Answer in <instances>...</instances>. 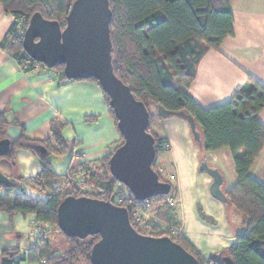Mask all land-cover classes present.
<instances>
[{"label":"trees","instance_id":"1","mask_svg":"<svg viewBox=\"0 0 264 264\" xmlns=\"http://www.w3.org/2000/svg\"><path fill=\"white\" fill-rule=\"evenodd\" d=\"M74 0H0L6 13L14 16V22L0 46L5 49L23 71L34 68L37 63L22 48V35L15 33L16 26L27 27L32 14L39 12L47 20L58 21L62 28ZM112 11L110 33L112 39V63L115 75L127 86L137 100L147 108L152 102L164 109L189 114L200 134V148L206 152L224 147L230 149L237 175V182L226 192L227 205L246 221V229L236 236V243L208 256L201 255L178 229L171 235L174 208L165 200L175 199L174 189L168 195L148 200L156 205L158 217H151L149 235L168 236L192 254L198 264H264V186L249 174L250 167L264 147V126L259 114L264 108V84L251 77L247 85L238 90L226 103L209 109L201 108L187 93L195 78L196 68L209 50H218L223 40L233 34V13L227 0H109ZM60 73V80L68 81L63 66L53 68ZM98 84L94 78L87 79ZM107 104L109 98L103 92ZM149 111V109H148ZM115 123L113 111L109 108ZM150 113V112H149ZM149 115L148 132L155 139L156 156L152 168L161 181L168 182L158 171L157 154L165 151L168 143L151 128ZM5 112L0 111V139L6 138ZM52 139L56 148L48 141L27 138L24 133L10 140L9 152L0 158L11 159L16 149L35 153L41 169L26 179L39 191L46 193L44 201L31 198L20 189L24 178L11 180L8 185L0 184V210L10 217L14 214L32 213L37 223L50 222L58 228L57 208L67 196H89L109 200L114 192L116 180L108 170V161L113 151L123 143L116 142L113 149L101 159V166L93 170L89 185L91 192H81L77 186L66 181L55 186L58 178L51 167L52 157L66 153V141L59 121L50 123ZM43 146L45 152L39 150ZM241 153L240 155H238ZM102 170L101 172L97 169ZM72 172V171H70ZM69 172V173H70ZM139 203L138 201H134ZM135 230L144 233L131 217V205L124 204ZM163 209V211H161ZM160 220H163L161 222ZM166 223V224H165ZM59 230V228H58ZM62 233V232H61ZM66 241L65 250L54 249L49 238H44L41 247L28 248L35 259L45 258L48 264H92L90 253L99 235L84 239L61 234ZM15 249L1 252L0 264H17Z\"/></svg>","mask_w":264,"mask_h":264},{"label":"crops","instance_id":"2","mask_svg":"<svg viewBox=\"0 0 264 264\" xmlns=\"http://www.w3.org/2000/svg\"><path fill=\"white\" fill-rule=\"evenodd\" d=\"M233 13V34L218 50H209L199 61L195 78L187 93L203 109L216 107L232 99L243 89L248 78L264 84V0H227ZM14 16L0 6V46L8 40ZM59 71L39 64L21 70L12 55L0 47V111L5 112L6 138L24 133L27 138L52 139L50 123L64 124L61 131L66 153L52 157L51 167L58 175V186L70 171L84 167L96 169L120 140L117 125L109 112L99 84L89 80L61 82ZM152 130L165 139L168 147L160 152L163 177L174 189L173 211L178 229L203 256L227 249L246 229V221L227 203L210 193L212 177L200 169L202 162L217 169L222 176L224 194L237 182L233 156L229 148L204 151L193 139L188 123L178 117L161 118L157 106L150 102ZM264 126V108L259 114ZM239 153L238 155H240ZM41 169L38 156L26 149H16L11 159L0 158V173L9 180L24 178L20 189L31 198L44 201L46 193L26 179ZM102 171V170H101ZM250 176L264 186V147L249 170ZM36 224L32 213L10 217L0 210V261L3 250L18 252L17 264H39L28 254L29 235ZM61 236V235H60ZM56 233L49 240L54 249L67 245Z\"/></svg>","mask_w":264,"mask_h":264},{"label":"water","instance_id":"3","mask_svg":"<svg viewBox=\"0 0 264 264\" xmlns=\"http://www.w3.org/2000/svg\"><path fill=\"white\" fill-rule=\"evenodd\" d=\"M111 18L109 0H74L63 28L58 21L47 20L35 12L25 28L22 48L32 60L48 69L62 65L68 80H97L109 98V107L123 138V143L109 158V173L123 183L137 201L168 195L170 183L161 181L152 168L156 151L155 139L148 132V108L135 98L113 70ZM157 114L164 119L178 117L186 121L193 139L200 145V134L189 114L169 111L161 105L157 106ZM38 148L45 152L43 146ZM9 149L10 140L0 139V157ZM200 169L213 179L211 195L227 203L218 170L204 162ZM9 183V178L0 173V184ZM57 222L59 231L66 236L84 239L99 235L90 253L92 264H198L192 254L170 237L137 232L128 210L114 204L113 196L107 201L67 196L57 208ZM224 261L232 264L228 258Z\"/></svg>","mask_w":264,"mask_h":264},{"label":"built area","instance_id":"4","mask_svg":"<svg viewBox=\"0 0 264 264\" xmlns=\"http://www.w3.org/2000/svg\"><path fill=\"white\" fill-rule=\"evenodd\" d=\"M25 28L18 24L16 26L15 33L17 35L24 34ZM37 63V62H36ZM40 63H37L35 66H38ZM158 171L161 173L162 169L158 168ZM93 173V170L87 167H84L80 170H77L75 172H70L66 176V181L77 186L78 189L81 190V192H91L92 187L89 185V181L91 178V174ZM113 196V203L118 206H123L127 209L124 204L131 205L130 211H131V217L133 220V223H135L140 229L144 231L143 234L149 235L151 232V223L149 220L151 217L149 216L150 209L152 207V203L150 200L146 199L143 201H138L139 203H135L134 201H137L134 199L132 193L130 190L121 182L116 181V185L114 188V192L112 194ZM169 205H172L175 203V200L172 198H166L165 200ZM154 204V203H153ZM128 210V209H127ZM129 213V211H128ZM54 226L50 222H41L35 224L33 230L31 231L29 235V248H36L42 246V240L44 238H48L51 233L54 231ZM39 264H48L45 258H41L38 260Z\"/></svg>","mask_w":264,"mask_h":264},{"label":"rangeland","instance_id":"5","mask_svg":"<svg viewBox=\"0 0 264 264\" xmlns=\"http://www.w3.org/2000/svg\"><path fill=\"white\" fill-rule=\"evenodd\" d=\"M149 105H151V103H149ZM151 107H152V105H151ZM153 121V120H152ZM161 154H157V160L158 161H161V158H162V156H160ZM94 170V169H93ZM97 171H99V172H101V170H100V168L99 169H97ZM161 174L163 175L164 174V172L162 173L161 172ZM174 194V193H173ZM174 200V199H173ZM170 206H172V208H174V210H175V208H176V204L174 203V204H172V205H170ZM155 208H156V205L155 204H153L152 203V207H151V209H150V212H149V216L150 217H154V216H156V217H158V219H159V216H158V211L157 210H155ZM161 211H163V209L161 210ZM174 220V219H173ZM161 222H163L164 223V221L163 220H160ZM166 224V223H165ZM172 230H171V235H176V232H177V230H178V226H177V223L175 222V221H173V225H172ZM57 234V235H61L62 233L58 230V228L57 229H54V231L51 233V235H53V234ZM50 235V236H51ZM49 236V237H50ZM60 238H62V240H63V243L64 242H66L65 241V238L61 235L60 236ZM77 264H87V263H85V262H79V263H77Z\"/></svg>","mask_w":264,"mask_h":264}]
</instances>
